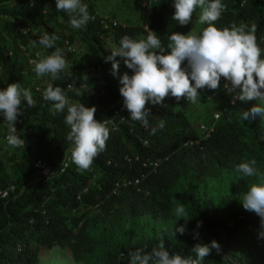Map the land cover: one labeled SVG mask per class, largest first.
Masks as SVG:
<instances>
[{"label": "trees", "instance_id": "trees-1", "mask_svg": "<svg viewBox=\"0 0 264 264\" xmlns=\"http://www.w3.org/2000/svg\"><path fill=\"white\" fill-rule=\"evenodd\" d=\"M98 1L84 0L96 20L76 30L67 14L55 9V0H0V88L20 83L36 100L35 107L22 105L24 115L18 117L23 145L14 148L7 143L8 126L0 118V264H40L42 254L54 249L69 251L76 264H117L121 252L151 249L160 241L171 251L191 256L198 243L216 241L230 248L227 258L213 249L203 264H264L261 220L243 207L251 185L264 178V120L259 116L243 120L242 113L257 101L233 103L224 78L218 89L200 90L196 104L170 95L160 105L146 104L152 115L147 127L132 121L127 111L124 123L108 125L105 150L89 169L79 170L72 163L64 174H57L72 145L66 140L70 129L64 114H54L51 102L42 99L48 84L67 89L83 75L89 82L96 80L94 90L84 84L80 96L73 88L69 97L94 106L97 120H112L123 97L105 57L124 35L146 38L147 28L166 46L172 32L192 31L200 11L182 26L171 19L172 0H120L138 14L140 24L105 29L101 19L110 16L99 13ZM224 3L226 10L216 26L255 25L257 42L264 48V0ZM205 27L201 24L197 35ZM45 32L59 37L57 47L71 49L70 66L56 80L38 77L30 63L41 58L37 52L47 56L55 50L33 46L32 41ZM125 72L133 74L121 61L119 73ZM217 114L220 118L215 121ZM161 121L163 129L158 127ZM203 125H215L208 140ZM188 142L194 144L186 146ZM252 159L261 176L243 177L235 171L236 165ZM38 161L57 174L49 182L38 175ZM142 177L140 185L121 187L114 194L119 182L134 183ZM4 192L8 196L1 198ZM181 206L185 213L179 217L175 211ZM175 226H185V234L174 236ZM197 232L199 239L194 238Z\"/></svg>", "mask_w": 264, "mask_h": 264}, {"label": "clouds", "instance_id": "clouds-1", "mask_svg": "<svg viewBox=\"0 0 264 264\" xmlns=\"http://www.w3.org/2000/svg\"><path fill=\"white\" fill-rule=\"evenodd\" d=\"M55 5L57 11L67 14L72 29H83L95 19L84 0H55ZM172 6L175 11L171 19L179 25H188L199 9L198 23L207 27L198 35L193 31L187 35L172 32L166 46L157 33L147 28L146 38L124 35L119 46L105 57V62L112 64L111 74L119 79V92L130 119L147 127L152 115L151 108H146V104L160 105L169 95L178 101L184 98L196 104L200 90H216L220 87L221 78H224V88L233 94V103L237 100L257 101L249 111L242 113L243 120L256 116L264 120V48L257 42L255 25L248 27L233 23L218 28L215 22L221 19L226 10L224 0H172ZM58 39L55 33L45 32L38 41H32L34 47L55 49L50 55L30 61L38 77L50 76L56 80L69 68L67 51L71 49L57 47ZM121 61L132 71L131 76L128 72L120 75ZM77 79L80 80L79 87L76 86ZM77 79L67 89L49 83L42 93V99L51 102L54 114H64V124L70 129L66 140L72 145L71 162L79 170H87L97 155L105 150L110 134L108 124L112 120L99 121L95 118L97 109L94 106L89 108L80 100L71 101L69 92L76 88V95L80 96L81 88L88 84L89 77L83 75ZM25 104L27 107L36 106L30 89L22 87L20 83L0 88V118L8 126L7 143L14 148L24 143L18 135L16 124L18 117L24 115L22 105ZM164 126L163 121L158 125L159 129ZM156 131L157 128L152 129L153 134ZM235 171L243 177L261 176L255 159L239 163ZM243 207L256 213L264 229V178L251 185L244 195ZM184 213V206L175 211L179 217ZM201 226L202 222L197 224L198 228ZM185 231V226H175L173 235L177 232L184 235ZM259 237L264 238V231L259 233ZM194 238L199 239L200 234L195 233ZM220 247L216 241L198 243L191 248L195 254L191 256L171 251L164 241H160L151 249L139 247L126 255L121 252L117 264H203L205 257L213 249L219 252Z\"/></svg>", "mask_w": 264, "mask_h": 264}, {"label": "rangeland", "instance_id": "rangeland-1", "mask_svg": "<svg viewBox=\"0 0 264 264\" xmlns=\"http://www.w3.org/2000/svg\"><path fill=\"white\" fill-rule=\"evenodd\" d=\"M97 9L101 15L110 16L116 18V20L125 27H134L140 24V18L138 14L130 7L129 4H123L120 0H99L97 3ZM199 14V13H198ZM198 14L192 27L193 34H197L200 28L198 23ZM113 47V46H112ZM41 58L44 57L43 53H40ZM96 81V80H95ZM94 81V83H95ZM93 82L88 81L90 89L96 88ZM218 252V251H217ZM227 258L232 252L227 245L220 247L218 252ZM40 264H76L72 260V256L69 251L64 249H54L42 254ZM238 264V263H231Z\"/></svg>", "mask_w": 264, "mask_h": 264}, {"label": "built area", "instance_id": "built-area-1", "mask_svg": "<svg viewBox=\"0 0 264 264\" xmlns=\"http://www.w3.org/2000/svg\"><path fill=\"white\" fill-rule=\"evenodd\" d=\"M158 0H155L154 2H157ZM168 1V0H165ZM96 20V18L94 19ZM101 23L102 25L105 27V29H109L112 25L114 28L118 26V22L114 19H111L110 17H103V19H101ZM37 56V55H36ZM187 63V62H185ZM184 65H182L183 67ZM127 113L126 108L124 107V102H123V98L120 100V102L118 103V106L116 107L114 113H113V117H112V121L109 122V124L114 123L115 121H120L121 123H124L126 120L125 114ZM220 118V115H215L214 119L215 121H218ZM108 124V125H109ZM215 125H212L211 127H207L206 125H203L201 127L203 136L205 140H208L211 138L212 134L215 132ZM194 142H188L186 144V146L188 145H193ZM196 144H200L198 142H196ZM23 145V144H22ZM66 159L64 161V163L62 162V166L59 168V171L57 172V174H64L67 169L72 165L71 159H70V150L68 151V153L66 154ZM66 165V166H65ZM152 168L157 169L159 164L158 163H152L150 165ZM38 175L43 179L44 182H49L50 180H52L54 178L55 175H57L56 173H53V171L51 170V168L49 167V165L43 161H38L35 165ZM144 177V176H143ZM142 179H138L135 180L134 183L133 181H126L124 180L123 182H119L114 190V194L118 193L121 187H127V186H131V185H140ZM8 196L7 192H4L1 194V198H6Z\"/></svg>", "mask_w": 264, "mask_h": 264}]
</instances>
